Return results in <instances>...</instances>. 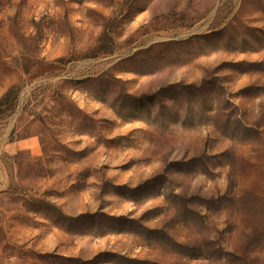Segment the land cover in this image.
Listing matches in <instances>:
<instances>
[{"label":"rangeland","instance_id":"obj_1","mask_svg":"<svg viewBox=\"0 0 264 264\" xmlns=\"http://www.w3.org/2000/svg\"><path fill=\"white\" fill-rule=\"evenodd\" d=\"M0 264H264V0H0Z\"/></svg>","mask_w":264,"mask_h":264}]
</instances>
